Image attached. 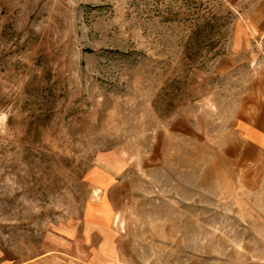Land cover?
<instances>
[{
  "label": "rangeland",
  "instance_id": "374dc122",
  "mask_svg": "<svg viewBox=\"0 0 264 264\" xmlns=\"http://www.w3.org/2000/svg\"><path fill=\"white\" fill-rule=\"evenodd\" d=\"M0 264H264V0H0Z\"/></svg>",
  "mask_w": 264,
  "mask_h": 264
},
{
  "label": "crops",
  "instance_id": "0c3cea01",
  "mask_svg": "<svg viewBox=\"0 0 264 264\" xmlns=\"http://www.w3.org/2000/svg\"><path fill=\"white\" fill-rule=\"evenodd\" d=\"M245 144L246 145L243 148V151H242L241 156H240V160L241 161L244 160L245 162L246 161H252L253 152L256 150H260V147L250 139L249 140L246 139Z\"/></svg>",
  "mask_w": 264,
  "mask_h": 264
}]
</instances>
